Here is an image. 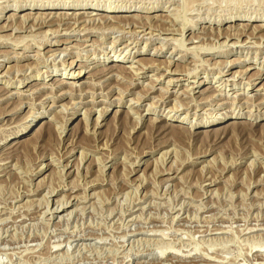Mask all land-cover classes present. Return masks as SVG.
Returning a JSON list of instances; mask_svg holds the SVG:
<instances>
[{
    "label": "rangeland",
    "instance_id": "rangeland-1",
    "mask_svg": "<svg viewBox=\"0 0 264 264\" xmlns=\"http://www.w3.org/2000/svg\"><path fill=\"white\" fill-rule=\"evenodd\" d=\"M116 5L136 23L77 11ZM260 22L264 0H0V264H264Z\"/></svg>",
    "mask_w": 264,
    "mask_h": 264
},
{
    "label": "bare ground",
    "instance_id": "bare-ground-1",
    "mask_svg": "<svg viewBox=\"0 0 264 264\" xmlns=\"http://www.w3.org/2000/svg\"><path fill=\"white\" fill-rule=\"evenodd\" d=\"M45 6V5H44ZM51 6V5H50ZM52 6H53V3H52ZM56 6V5H55ZM53 6V7H48L47 5L45 6V7H39V8H37V9H49V8H51V10L52 9H54V8H56L55 10V13L58 11V10H64V9H66V7L65 6H63V7H58V6ZM77 7V6H76ZM68 8H70L69 6H68ZM73 8V7H72ZM78 8V10L77 9H75V10H77L78 11V13H82V14H86V15H83L82 17H80L81 18V20L80 19H77V20H75L76 22H78V20H80L81 22H87V20H86V18L87 17H90L91 18V20H94V19H96V18H92V17H97V16H99V17H101L102 18V20L103 19H115V18H117L118 20H120V21H127V23L128 24H130L131 22H134L135 21V23H136V19H134V17H133V15L131 16V15H127V11H122L121 10V8L120 7H118L117 5L116 6H108V7H98L97 6V8H94V7H88V8H82V7H77ZM35 9H36V7H35ZM70 10V9H69ZM74 9H73V12L72 13H74V11H75ZM83 11V12H82ZM145 11H147V10H145ZM129 12V11H128ZM46 13V12H45ZM45 13H43L44 15H45ZM51 13H52V11H49L48 13H47V15H51ZM63 13H65V12H63ZM119 13H124L125 15H121V14H119ZM15 14V13H14ZM68 14V13H67ZM110 14H114V15H110ZM80 15V14H79ZM136 15H138V14H136ZM12 16V15H11ZM51 17V16H50ZM55 17V16H54ZM54 17H51V18H48V16L46 17V15L44 16V17H42L41 19H34V18H32V17H30L29 15L26 17V18H24L21 22H20V24L18 25L17 24V26L15 27H12V28H16V30H18V31H22L23 29H24V27H26V24H29V23H26V22H30V21H32V19H33V21L31 22V24H29L30 26L29 27H32V26H34V28H35V26H39V27H41V26H43V25H46V24H50V25H52V23H54V22H56L57 20L56 19H54ZM101 18H100V20H101ZM176 18V17H175ZM256 18V17H255ZM65 19L66 18H64L63 20L65 21ZM248 19H250V18H248ZM251 19H252V17H251ZM250 19V20H251ZM262 18H258V20L257 21H260ZM11 20V19H10ZM29 20V21H28ZM90 20V21H91ZM263 20V19H262ZM90 21H88V23L90 22ZM247 21V20H246ZM254 22H256V19L254 20ZM26 23V24H25ZM66 23V22H65ZM261 23V22H260ZM142 24V23H141ZM25 25V26H24ZM60 25V24H59ZM251 25V24H250ZM252 26V25H251ZM245 27H249V24L248 23H245ZM23 28V29H22ZM111 28V27H110ZM5 29H7V26H0V31H3V30H5ZM168 29V28H167ZM167 29H165V30H167ZM264 29V23L262 22L261 24H257L255 27H254V29H252L251 31H249V32H246L245 31V29H242V32L239 34V35H248L249 37L251 36V37H259V38H263L264 36H260V35H257V33H259L261 30H263ZM16 30H14V31H16ZM170 30V29H169ZM168 30V31H169ZM190 30V29H189ZM244 30V31H243ZM246 32V33H245ZM13 33V32H12ZM55 34V36H57V35H59L58 33L56 34V33H54ZM192 35H193V33H192ZM191 35V36H192ZM195 35V34H194ZM193 35V36H194ZM220 35H222V33L221 34H218L217 35V38L218 37H220ZM224 35V34H223ZM226 35V34H225ZM8 36V35H7ZM196 36V35H195ZM233 36H235V35H233V33H227V36H225L226 37V39H225V43H223V41H222V43L225 45L226 44V42H229V41H227L228 39H231V37H233ZM238 36V35H237ZM247 36V37H248ZM19 37V36H18ZM17 37V38H18ZM20 39H22V36L20 35ZM32 37V36H31ZM49 37V36H48ZM222 37V36H221ZM239 38H240V36H238ZM1 38H5V35L3 36H0V39ZM192 38H194V37H192ZM191 38V39H192ZM196 38V37H195ZM197 38H199V37H197ZM47 40H51L50 38H46ZM238 39V38H237ZM248 39V38H247ZM250 39V38H249ZM167 40V39H166ZM193 40V39H192ZM198 40V39H197ZM54 41V40H53ZM57 41V40H56ZM55 41V43H53V45H56V44H58V43H61V41L60 40H58V42H56ZM60 41V42H59ZM189 41V40H188ZM192 42V41H191ZM181 43H182V40H181ZM221 43V44H222ZM235 43V42H234ZM237 43V42H236ZM183 45H184V43H182ZM218 44V43H217ZM232 44H233V42H232ZM227 46V45H226ZM234 46V45H233ZM186 47V46H185ZM199 47V46H198ZM214 47V46H213ZM212 47V48H213ZM223 47V46H222ZM207 48V47H206ZM218 48V47H217ZM231 48V47H230ZM214 49V48H213ZM219 49V48H218ZM215 50L213 53L214 54H216V55H218V56H223V55H228L227 54V50L225 51V49H220V50ZM50 50H52V49H50ZM126 50V49H125ZM49 51V50H48ZM213 51V50H212ZM129 52V51H128ZM127 53V52H126ZM130 53V52H129ZM128 53V54H129ZM54 54V53H53ZM56 54V53H55ZM142 54V52L141 53H139V55H141ZM210 54H212L211 52H210ZM16 56V55H15ZM125 56H127V54H123V55H119V56H116L111 62L113 63L112 64V68H120V69H122V70H126L127 68H128V66H126L124 63V61H125V59H124V57ZM157 56V55H156ZM140 57V56H139ZM221 60V59H220ZM137 62H139V63H142V65H150V63H152V61H161V60H159V59H157V58H146L145 56L144 57H140L139 59L137 58V60H136ZM217 61H219V60H217ZM216 61V62H217ZM224 61V60H223ZM154 62L152 63V66H153V64H154ZM164 62V61H163ZM222 62V61H221ZM227 61L225 60V63H226ZM167 63V62H166ZM218 64H219V62H217ZM165 64V63H164ZM221 64V63H220ZM224 64V63H223ZM222 64V65H223ZM144 65V66H145ZM162 65V64H161ZM160 65V66H161ZM167 65V64H166ZM221 65V66H222ZM159 66V67H160ZM173 66H175V68L174 69H171V68H173ZM178 66L180 67V64L179 63H177V62H175V61H169L168 62V65L166 66V67H168V68H170L168 71H167V75H174V74H181V72L179 71L180 69H178ZM130 67H133V66H129V68ZM221 69V68H220ZM121 70V71H122ZM101 71V70H100ZM222 72H224V74H220L219 76H217V77H219V79H223L222 77H223V75H225V71H223V70H221L220 71V73H222ZM83 73V71L82 70H80V71H78V72H76L75 74H72V77L74 76V75H81ZM135 73H138V72H135ZM218 74H219V72H218ZM233 74V73H232ZM49 75H52V74H50V73H47V76H49ZM58 75V74H57ZM234 75V74H233ZM239 75V74H238ZM52 76H54V75H52ZM261 76V74H258V76H257V78L258 77H260ZM64 77L65 76H59V78H55V80H59V79H61V81H63V79H64ZM66 78V77H65ZM117 78V77H116ZM160 79V78H159ZM181 78H175V79H169L168 80V83H176L177 84V82H178V80H180ZM182 79H184V78H182ZM21 80V79H20ZM225 80H229L228 78H225ZM60 81V80H59ZM191 81H193V82H197V83H200V84H205L206 82H205V80H191ZM214 81V80H213ZM217 80H215L214 82H216ZM252 81V79L251 78H249L248 79V84L250 83ZM20 82H22V83H25V80H21ZM210 82H212V80H210ZM225 82V81H224ZM253 83V82H252ZM199 84V85H200ZM221 84V83H220ZM73 85V84H72ZM75 85V84H74ZM153 87V86H152ZM215 87H217L216 85L214 86H209V88L210 89H214ZM208 88V89H209ZM161 89V88H160ZM37 92V91H36ZM175 92V91H174ZM203 92V91H202ZM201 92V93H202ZM204 93V92H203ZM51 96V95H50ZM238 101H240V100H238ZM182 106V105H181ZM178 109L177 108H172V109H170V113H168L167 114V116H166V118H161V120H163V121H169V122H174V123H177V126H180L179 128L181 129V127H182V125H183V123L184 122H182L181 120H178L177 118H174L172 115H171V112H174V113H178ZM234 113H231V115L227 118V120L228 119H237L239 116H237V115H233ZM101 117V115H99L98 116V119ZM186 117V116H185ZM252 116H250V118H251ZM240 118V117H239ZM97 119V121H99ZM159 119V118H158ZM141 120V119H140ZM154 120H156V121H158L157 120V118L155 119L154 118ZM138 121V120H137ZM224 121V118H221V117H219V118H216V120L214 119V120H212V121H209V122H207V123H205V124H203V128H209V127H213V126H216V125H218V124H220V123H222ZM225 121H226V119H225ZM155 122V121H154ZM45 123H47V122H45ZM136 123V122H135ZM99 125H100V123H99ZM167 125V124H166ZM172 125V124H171ZM170 125V126H171ZM28 126V125H27ZM26 126V127H27ZM97 126V125H96ZM173 126V125H172ZM188 128H190V127H192V124H190L189 126H187ZM184 130V129H183ZM186 131H187V129H185ZM190 130V129H189ZM188 130V131H189ZM181 131H182V129H181ZM207 131V130H206ZM95 132V131H94ZM175 154V153H174ZM67 165V164H66ZM67 167V166H66ZM63 171V170H62ZM136 171V170H135ZM154 172H155V170H154ZM141 175V174H140ZM215 193V192H214ZM49 195V194H48ZM47 195V196H48ZM51 195V194H50ZM150 195V194H149ZM91 196H92V194H91ZM84 199V198H83ZM45 201V200H44ZM205 201V200H204ZM48 202H50V201H48ZM58 202V201H57ZM62 202V201H61ZM61 202H59V203H61ZM67 202V201H66ZM58 203V204H59ZM183 203V202H182ZM43 204V203H42ZM63 204V203H62ZM264 204V203H263ZM86 205V204H85ZM38 206V205H37ZM41 207H43V206H41ZM61 207V206H60ZM16 209V208H15ZM67 209V208H66ZM72 209V208H71ZM57 210H58V208H57ZM45 211V210H44ZM59 211V210H58ZM46 212V211H45ZM42 216V215H41ZM64 216V215H63ZM59 217V216H58ZM41 221V220H40ZM253 229V228H252ZM256 230V229H255ZM154 233V232H153ZM248 233V232H247ZM155 234V233H154ZM160 234H162V233H160ZM252 240V239H251ZM257 240V239H256ZM260 240V239H259ZM165 243V242H164ZM262 246V245H261ZM57 248V247H56ZM256 248H258V247H256ZM68 250V249H67ZM256 252V251H255ZM260 252V251H259ZM211 260V259H210ZM208 261V260H207Z\"/></svg>",
    "mask_w": 264,
    "mask_h": 264
}]
</instances>
